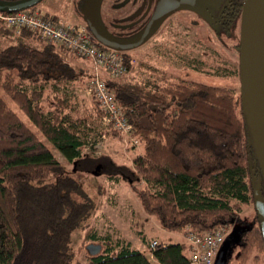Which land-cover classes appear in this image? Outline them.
Here are the masks:
<instances>
[{"label":"trees","instance_id":"trees-1","mask_svg":"<svg viewBox=\"0 0 264 264\" xmlns=\"http://www.w3.org/2000/svg\"><path fill=\"white\" fill-rule=\"evenodd\" d=\"M11 1L17 0H0ZM243 1L217 2L208 20L237 35ZM195 48L193 43L189 58L176 56L173 63L197 75L238 79V61L235 65L209 47L196 55ZM233 48L238 51L239 42ZM125 51L118 52L127 72L104 83L141 146L131 168L82 153L103 135L100 109L66 85L87 84L90 68L68 50L45 45L35 33L8 29L0 20V93L7 100L0 96V264L72 262L70 236L92 204L52 149L73 172L90 174L99 167L108 179L124 180L143 213L169 233L201 235L241 224V210L253 205L255 191L264 204V184L235 90L173 77L145 62L132 64ZM253 215L248 227L224 237L225 264H264ZM83 242L100 247L97 255L86 254L87 264H152L116 233L89 227ZM145 246L155 264H189L183 243L149 240Z\"/></svg>","mask_w":264,"mask_h":264},{"label":"rangeland","instance_id":"rangeland-1","mask_svg":"<svg viewBox=\"0 0 264 264\" xmlns=\"http://www.w3.org/2000/svg\"><path fill=\"white\" fill-rule=\"evenodd\" d=\"M69 0H41L35 5V9L46 17L55 18L59 22H66L74 25L84 26L88 31L87 24L78 13L76 8L68 3ZM213 6L210 7V11ZM75 11V12H74ZM194 22V23H192ZM172 30L163 33V35H152L144 43L134 48L127 49L125 54L131 57V63L145 62L150 66L160 69L162 72L173 77L191 79L199 81L213 87H224L235 90L236 97H240V86L238 79L220 80L208 76L197 75L179 65L173 63L176 56L189 58V48L196 45L194 51L196 55L203 54V48L209 47L217 50L219 54L228 58L237 65L239 58L238 51L233 46L239 42V32L237 35L233 32L224 33L219 30L217 25H212L210 20L202 19L193 14L189 16H178L176 24H173ZM239 31V30H238ZM235 34V36L233 35ZM132 32L128 34L116 35L120 40L131 37ZM91 36V35H90ZM92 41L96 43L91 36ZM104 48H107L104 46ZM82 60V59H81ZM86 67H92L89 62L82 60ZM100 78L103 82L107 76L101 73ZM87 85L85 83H74L66 85V88L80 98L89 101L91 98L86 94ZM63 87V86H62ZM0 96L2 94L0 93ZM3 99L7 100L3 97ZM100 130L102 126H99ZM103 138L99 137L89 144L82 153L91 157L108 156L118 165L132 167V159L141 151V146L132 136H119L113 133H104ZM47 144V143H45ZM51 153L54 159L63 165L66 173L77 181L82 190V194L89 199L92 209L87 218L81 223L80 227L72 232L69 241V252L72 257L71 264H87L85 247L89 245L83 242V232L86 228L93 227L100 234L116 233L121 239L129 243L131 249L136 250L149 257L145 242L153 240L161 244H184L182 234H174L163 231L158 227L156 221L145 215L141 210L136 198L128 188L124 180L114 182L105 175H101L99 170L86 174L73 172L72 166L65 163L64 159L52 149ZM251 157L248 156V164L251 165ZM254 180L251 178V183ZM80 201L78 197H74ZM253 205L244 206L240 213L241 224H233L222 229L224 237L234 234L237 231L248 227L254 217ZM94 245V244H93ZM152 264L154 261L150 260Z\"/></svg>","mask_w":264,"mask_h":264},{"label":"water","instance_id":"water-1","mask_svg":"<svg viewBox=\"0 0 264 264\" xmlns=\"http://www.w3.org/2000/svg\"><path fill=\"white\" fill-rule=\"evenodd\" d=\"M41 0H17L0 2V12L16 13L27 10ZM203 0H177L171 11L189 10L199 13ZM100 0H87L83 16L95 41L115 51L127 50L144 43L155 32L161 20L169 14L167 10L158 11L149 25L138 35L127 40H116L106 36L98 21ZM238 81L240 101L248 123L252 146L264 184V0H244L239 19V58ZM99 170L96 167L92 172ZM253 209L258 217L259 231L264 248V204L257 191L254 192ZM236 242V238L234 240ZM229 243L223 242L213 264H225ZM100 247L89 244L85 252L89 257L98 254Z\"/></svg>","mask_w":264,"mask_h":264},{"label":"built area","instance_id":"built-area-1","mask_svg":"<svg viewBox=\"0 0 264 264\" xmlns=\"http://www.w3.org/2000/svg\"><path fill=\"white\" fill-rule=\"evenodd\" d=\"M0 20L8 29L15 32L26 30L35 33L45 45L62 47L89 62L93 72L86 94L99 106L104 133L131 136V127L115 103L112 92L107 89L100 78L101 73L111 79H116L127 72V67L123 64L118 51L104 48L97 42L94 43L84 26L59 22L54 18L46 17L37 10L16 12L0 17ZM224 234L222 229L201 235L186 230L182 238L188 247L189 264H213L223 243Z\"/></svg>","mask_w":264,"mask_h":264},{"label":"flooded vegetation","instance_id":"flooded-vegetation-1","mask_svg":"<svg viewBox=\"0 0 264 264\" xmlns=\"http://www.w3.org/2000/svg\"><path fill=\"white\" fill-rule=\"evenodd\" d=\"M86 1L87 0H69L68 3L77 9L76 13L83 16ZM175 1L177 0H100L98 21L102 32L106 36L120 40L119 38H115V36L132 32L131 37L127 38L130 39L142 32L149 25L154 15L161 9H164L167 10L169 14L161 20L153 33V35H163V33L172 30L173 24H176V19L179 15L189 16V14H193L202 19H208L211 15V6L214 7L217 2H231V0H203V8L199 13H196L189 10H177L172 12L171 5H173ZM226 9L231 10V7L226 6ZM226 9L224 8L225 13L228 12ZM88 32L92 36L90 31Z\"/></svg>","mask_w":264,"mask_h":264},{"label":"crops","instance_id":"crops-1","mask_svg":"<svg viewBox=\"0 0 264 264\" xmlns=\"http://www.w3.org/2000/svg\"><path fill=\"white\" fill-rule=\"evenodd\" d=\"M180 243H182V242H180ZM148 259H149V261L152 260V258H151L150 256L148 257ZM152 261H153V260H152Z\"/></svg>","mask_w":264,"mask_h":264},{"label":"bare ground","instance_id":"bare-ground-1","mask_svg":"<svg viewBox=\"0 0 264 264\" xmlns=\"http://www.w3.org/2000/svg\"><path fill=\"white\" fill-rule=\"evenodd\" d=\"M98 105V104H97Z\"/></svg>","mask_w":264,"mask_h":264}]
</instances>
